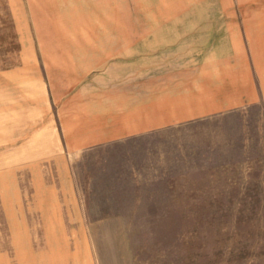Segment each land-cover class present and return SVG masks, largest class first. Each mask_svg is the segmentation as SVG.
<instances>
[{
	"label": "rangeland",
	"instance_id": "obj_1",
	"mask_svg": "<svg viewBox=\"0 0 264 264\" xmlns=\"http://www.w3.org/2000/svg\"><path fill=\"white\" fill-rule=\"evenodd\" d=\"M104 1L120 26H127L122 17L132 12L136 26L161 25L171 37L183 33L189 43L193 16L212 13L224 22L231 16L226 12L259 11V0ZM58 2L0 0V128H10L5 120L15 108L25 120L33 110L44 112L32 72L47 81L41 45L64 40L43 33L59 30L50 26L62 20ZM146 8L188 12L144 20L139 11ZM186 46L185 56L191 52ZM175 48L179 44L167 43L163 51ZM126 58L117 61L121 68L128 66ZM230 109L163 135L193 144L198 158H168L177 167L167 165L165 179L139 180L141 186L114 176L112 160L118 158H91L109 149H84L75 161L40 158L35 170L25 157L16 164L10 157L15 146L0 139V264H264V100ZM9 166L14 178L5 174ZM33 172L39 176L38 210ZM11 179L22 204L15 215L17 233L2 202L1 187L6 195Z\"/></svg>",
	"mask_w": 264,
	"mask_h": 264
},
{
	"label": "crops",
	"instance_id": "obj_2",
	"mask_svg": "<svg viewBox=\"0 0 264 264\" xmlns=\"http://www.w3.org/2000/svg\"><path fill=\"white\" fill-rule=\"evenodd\" d=\"M58 3L56 11L62 12V20L50 26L59 30L43 33L63 35L65 41L41 45L49 64L47 81L32 72L44 112L21 114L25 120L15 108L17 112L7 114L10 117L5 120L10 128L1 124V145L15 146L10 157L16 164H22L25 157L37 170L40 158L75 161L84 149L97 153L109 149L110 154L91 158H118L112 160V171L118 173L114 176L133 179L134 186H141L139 180L165 179L167 165L177 167V160L168 158H198L193 144L163 135L223 110L264 100V0H259V11L226 12L231 16L224 22H217L212 13L208 18L193 16L200 19L193 21L191 43L183 33L171 37L161 25L136 26L132 12L122 17L127 26H120L119 16H112L104 0ZM187 12L146 8L139 16L145 20ZM77 19H85L87 27L76 25ZM81 35L90 37H76ZM167 43L179 44L180 49L163 51ZM185 45L191 46L186 56L181 48ZM31 47L29 43L27 50ZM123 57H127L126 68L117 62ZM13 172V166L5 170L12 178ZM31 175L38 210L39 183L35 180L39 176ZM1 191L4 210L17 233L16 212L22 204L14 179L6 195L5 188Z\"/></svg>",
	"mask_w": 264,
	"mask_h": 264
}]
</instances>
